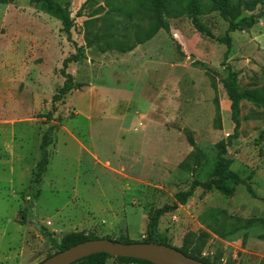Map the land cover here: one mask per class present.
<instances>
[{
  "label": "rangeland",
  "instance_id": "1",
  "mask_svg": "<svg viewBox=\"0 0 264 264\" xmlns=\"http://www.w3.org/2000/svg\"><path fill=\"white\" fill-rule=\"evenodd\" d=\"M55 1L73 18L68 32L43 2H0V264H35L72 230L142 241L150 208L172 204L193 180L215 178L221 139L228 169L256 197L242 184L197 185L161 214L158 230L176 247L190 233L189 247L199 244L216 264H264L263 224L231 227L229 218L264 219V102L240 101L229 138L234 122L220 81L230 67L242 88L264 90V12L231 31L227 49L215 38L227 21L204 8L207 0H198L196 17L214 38L194 27L190 0H171L164 26L147 37L155 18L146 0H88L78 15L85 0ZM62 69L73 87L51 112ZM50 124L49 163L35 185ZM209 209L224 211L214 220L219 232L201 221Z\"/></svg>",
  "mask_w": 264,
  "mask_h": 264
},
{
  "label": "trees",
  "instance_id": "2",
  "mask_svg": "<svg viewBox=\"0 0 264 264\" xmlns=\"http://www.w3.org/2000/svg\"><path fill=\"white\" fill-rule=\"evenodd\" d=\"M8 0H0V2H6ZM32 2H43L47 9L52 11L55 14H58L61 18V23L65 29V31H69L73 25V18L70 15V11L65 5L60 4L55 0H31ZM88 0H85L79 9L76 11V15L80 14L81 9L84 7ZM171 0H146L145 1V11L149 16L155 18V21L152 25L151 31L149 33H142V37H147L149 34H152L157 30L160 26H164L161 23V12L167 11L168 5ZM257 4H264V0H207L204 8L206 10H216L218 14L227 21V27L224 34L220 37H215V35L211 32V30L205 26L199 19L196 17V13L200 8L198 0H190L187 4L188 12L191 15L192 23L196 30L200 33L205 34L208 37L216 38V40L220 43H224L227 49L230 48L231 45V37L230 32L236 29H244L251 27L256 19L264 12V9L259 13H254L253 10ZM242 10L249 11L250 13L241 15ZM112 27V26H111ZM110 28V27H109ZM139 40V39H137ZM139 42V41H138ZM75 55L67 57L63 61V66H66L69 60H72ZM226 57V54L224 55ZM62 74L64 76V80L62 85L57 89V91L51 96V112L54 110V103L60 100L72 87V77L69 73L64 72L62 69ZM222 86L225 90L228 100L230 101V112L231 119L234 122L233 135H230L229 138L233 137L236 134L239 121L237 119L239 104L242 99L248 100H256L260 99L264 102V90L259 92L256 89H244L242 88L237 80L236 72L231 70L230 67L226 68V74L221 78ZM55 124L48 125L40 138V143L38 146L39 150V159L36 163V170L34 172L32 181L34 184H38L41 180V175L45 172L47 165L49 163V151L48 146L52 142V134L55 129ZM188 138L191 140L189 134ZM228 142V141H227ZM226 146L227 143L221 139L216 142V163L213 169V175L215 178L207 179L204 182H199L193 180L188 189L179 191L175 195V200L172 204H164L160 207H153L148 210L147 213V223H146V237L142 241H154L159 243H165L166 237L163 233L158 230V220L161 214L165 211H168L172 208H175L178 204H183L186 202L188 196L192 194V189L200 185L204 188H217L222 191H228L229 187L227 186V182H231L232 184H242L245 186L248 193L256 197L252 187L250 186L247 179L240 177L235 172H232L228 169V165L230 163V159L226 157ZM224 211L218 209H209L201 215V221L204 222L208 227L214 229L219 232L218 228L214 227V220L219 217H222ZM204 215L208 216L209 219H204ZM233 219L230 224L231 227L239 226L241 224L249 225L256 221H260L264 226V219L252 218V219H241L235 217H229ZM44 230V228H41ZM201 233L206 234L204 231ZM223 236H228V233H221ZM261 238H264V231L258 234ZM190 236L188 233L184 239L183 244L180 247H176L184 254L194 257L196 259L202 260L209 264H216L214 260H209L207 257H204L200 254V245H194L189 247L187 239ZM98 238L89 233H85L84 231L72 230L66 232L61 235L59 241L54 239V243L56 245V251L67 248L75 243L84 241L86 239ZM116 240V239H113ZM117 240L123 242H131L136 239H132L128 236H122ZM53 252V253H54ZM52 253L46 255L49 256ZM45 256V257H46ZM112 258L117 264H155L146 259L134 258V257H126V256H110L106 252H94L88 254L86 256L80 257L69 264H105L106 260Z\"/></svg>",
  "mask_w": 264,
  "mask_h": 264
},
{
  "label": "water",
  "instance_id": "3",
  "mask_svg": "<svg viewBox=\"0 0 264 264\" xmlns=\"http://www.w3.org/2000/svg\"><path fill=\"white\" fill-rule=\"evenodd\" d=\"M149 260L155 264H209L184 254L176 247L154 241L123 242L107 237L86 239L46 256L35 264H69L94 252Z\"/></svg>",
  "mask_w": 264,
  "mask_h": 264
},
{
  "label": "crops",
  "instance_id": "4",
  "mask_svg": "<svg viewBox=\"0 0 264 264\" xmlns=\"http://www.w3.org/2000/svg\"><path fill=\"white\" fill-rule=\"evenodd\" d=\"M109 259H110V258H109ZM105 264H110V263L108 262V259L106 260ZM116 264H117V263H116Z\"/></svg>",
  "mask_w": 264,
  "mask_h": 264
}]
</instances>
